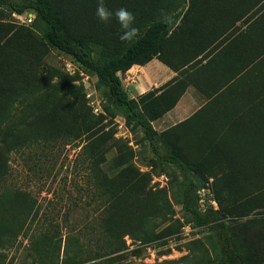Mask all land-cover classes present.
<instances>
[{"label": "rangeland", "instance_id": "374dc122", "mask_svg": "<svg viewBox=\"0 0 264 264\" xmlns=\"http://www.w3.org/2000/svg\"><path fill=\"white\" fill-rule=\"evenodd\" d=\"M48 1L69 34L86 32L112 43L123 31L114 16L107 23L97 18V0ZM162 1L104 3L113 12L130 10L135 26ZM260 7L264 14V0ZM32 19L30 11L16 14L0 5V124L17 110L15 95L21 90L42 94L50 83L69 79L83 85L85 98L54 95L0 137V264H206L215 259L218 250L209 231L181 225L174 201L177 170L155 159L140 130L103 112L95 76L47 46ZM118 75L129 96L137 98L145 83L140 70L129 67ZM249 78L244 118L223 128L192 116L165 127L167 143L201 164V206L206 197L219 200L211 203L235 226L242 263L264 264V75ZM148 91L159 109L177 93L160 92L162 86ZM132 248H138L137 255Z\"/></svg>", "mask_w": 264, "mask_h": 264}, {"label": "trees", "instance_id": "16d2710c", "mask_svg": "<svg viewBox=\"0 0 264 264\" xmlns=\"http://www.w3.org/2000/svg\"><path fill=\"white\" fill-rule=\"evenodd\" d=\"M198 1L164 0L156 3L148 15L135 25L140 30V36L132 43L119 39L124 30L112 43H105L86 32L69 34L65 21L53 10L48 0H0V5L5 6L11 13L22 14L30 11L34 14L32 20L43 42L69 55L85 72L95 76L93 87L101 94L100 105L103 112L109 117L120 115L127 128L140 130L155 159L169 163L177 170L179 181L174 201L180 208L181 225L206 228L218 250L217 257L206 264H243L235 241V226L229 224L224 211L211 203L214 201L217 204L219 200L206 197L205 205L201 206L203 199L199 191L205 187L201 164L188 161L177 148L167 143L166 129L158 131L151 123L175 103L179 90L163 85L160 92L168 89L170 93H177L171 97V103L167 107L159 109L156 106V95L151 91L140 93L137 98L129 96L118 75V72L125 71L132 64H144L154 56H163V48L170 30L179 27L188 19L195 6L200 3ZM54 95L84 99L85 91L81 83L77 84L69 79L50 83L42 94L34 95L31 90H21L15 95L17 110L7 121L0 124V137L12 133L41 103ZM229 110L226 109L222 113L226 122L216 125L225 128L234 122V118H244V107L232 109L233 113H229L232 117L228 116ZM203 112L204 110L201 111ZM208 115L196 116L208 123ZM65 236L64 245L67 246L70 239L67 234ZM138 251V248L130 250L134 255H137Z\"/></svg>", "mask_w": 264, "mask_h": 264}, {"label": "crops", "instance_id": "0c3cea01", "mask_svg": "<svg viewBox=\"0 0 264 264\" xmlns=\"http://www.w3.org/2000/svg\"><path fill=\"white\" fill-rule=\"evenodd\" d=\"M260 4L261 0L200 2L187 20L170 30L163 56L130 66L145 78L139 94L163 85L179 90L175 103L152 120L155 129L161 128L156 130L204 114H209V123L223 124V111L230 109L232 117V109L244 107V83L264 75Z\"/></svg>", "mask_w": 264, "mask_h": 264}, {"label": "clouds", "instance_id": "9594fccd", "mask_svg": "<svg viewBox=\"0 0 264 264\" xmlns=\"http://www.w3.org/2000/svg\"><path fill=\"white\" fill-rule=\"evenodd\" d=\"M96 16L102 22H109L113 16L124 30L119 39L122 42L132 43L140 36L139 28L134 26L135 16L127 8L121 7L115 12L108 9L104 0H97Z\"/></svg>", "mask_w": 264, "mask_h": 264}, {"label": "water", "instance_id": "95a60500", "mask_svg": "<svg viewBox=\"0 0 264 264\" xmlns=\"http://www.w3.org/2000/svg\"><path fill=\"white\" fill-rule=\"evenodd\" d=\"M33 17H34V14H33Z\"/></svg>", "mask_w": 264, "mask_h": 264}, {"label": "built area", "instance_id": "2783aa9c", "mask_svg": "<svg viewBox=\"0 0 264 264\" xmlns=\"http://www.w3.org/2000/svg\"><path fill=\"white\" fill-rule=\"evenodd\" d=\"M212 202V201H211ZM213 204V203H212Z\"/></svg>", "mask_w": 264, "mask_h": 264}]
</instances>
